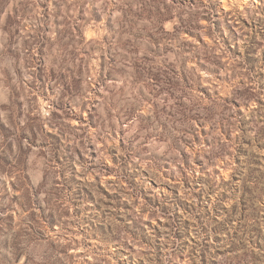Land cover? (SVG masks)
I'll use <instances>...</instances> for the list:
<instances>
[{"label":"rangeland","instance_id":"obj_1","mask_svg":"<svg viewBox=\"0 0 264 264\" xmlns=\"http://www.w3.org/2000/svg\"><path fill=\"white\" fill-rule=\"evenodd\" d=\"M0 0V264H264V0Z\"/></svg>","mask_w":264,"mask_h":264},{"label":"bare ground","instance_id":"obj_2","mask_svg":"<svg viewBox=\"0 0 264 264\" xmlns=\"http://www.w3.org/2000/svg\"><path fill=\"white\" fill-rule=\"evenodd\" d=\"M221 2H222V4H223V8H224V10H226L227 9V0H220ZM236 2H239L240 4H241V2H245V0H235ZM252 1V0H251ZM254 1H256V0H254Z\"/></svg>","mask_w":264,"mask_h":264}]
</instances>
